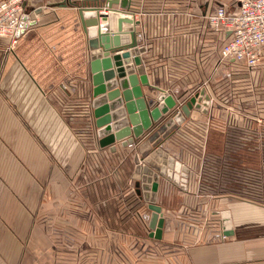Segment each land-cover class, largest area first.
<instances>
[{
	"label": "crops",
	"instance_id": "1",
	"mask_svg": "<svg viewBox=\"0 0 264 264\" xmlns=\"http://www.w3.org/2000/svg\"><path fill=\"white\" fill-rule=\"evenodd\" d=\"M106 1L26 0L29 19L18 40L0 36V264H264L259 173L250 169L248 194L225 193L212 148L227 138L209 128L212 117H221L254 131L243 143L249 157L259 159L264 65L244 78L236 68L243 63L220 60L228 33L206 20L220 0H129L127 9L113 4L107 27L100 18L102 30L118 32L120 17L133 19L123 29L134 27L137 46L110 57L139 54L148 78L141 83L142 105L133 100L137 125L142 108L150 118L164 105L160 95L176 103L134 143L123 145L125 138L103 146L92 104L96 48L79 3L97 4L104 13ZM237 74L236 80L249 81V110L238 101ZM202 89L211 104L203 98L202 109L194 107L160 145L189 176L186 187L161 176L156 203L163 223L156 235L151 201L137 186L139 146ZM84 99L91 100L88 110Z\"/></svg>",
	"mask_w": 264,
	"mask_h": 264
},
{
	"label": "water",
	"instance_id": "2",
	"mask_svg": "<svg viewBox=\"0 0 264 264\" xmlns=\"http://www.w3.org/2000/svg\"><path fill=\"white\" fill-rule=\"evenodd\" d=\"M120 4L122 8L127 9L129 0H107L105 8L114 10L113 4ZM80 17L84 29L88 32L90 42L96 51L93 53L92 79L94 84L93 89V114L95 117V125L98 129L100 144L113 145L119 140L128 138L127 141H122L123 145L132 144L135 138L140 137L144 131L148 130L153 122L156 121L162 114L168 113L175 105V101L171 96L164 97L160 95L158 99L164 100V105L158 106V109L149 113L142 108V116H144L143 124L137 125V116L134 113L135 105L134 98H137L142 105V84H148V78L145 74V69L142 64V57L135 54L131 57L130 53L115 54L110 57L111 52L121 51L137 46L134 37V27L130 26L123 29V23L128 22L133 24V19L120 17L118 20V32L103 31L100 18L104 21L108 20L109 15L100 13L99 6L82 5L80 4ZM28 15H24L21 22L22 29L27 26ZM31 24L34 21L30 22ZM131 35V43H127V34ZM101 55L103 57H101ZM133 61L135 67L130 64ZM124 63L127 66H124ZM202 89L200 93L193 95L180 107L175 115L170 116L160 127L157 128L148 138L139 146L142 159L139 155L136 156L137 172L142 174V179L138 182L139 190L142 188L143 195L146 200L151 201L150 208L152 215L150 226L155 230L156 235H160L162 229L161 224L163 219H160L162 207L156 203L157 190L161 176H165L176 183H185L189 176V168L177 160L175 157L164 151L160 146L163 139L166 138L185 117H188L191 110L203 107L201 101L206 99V106L209 104L210 97ZM207 112V107H204ZM127 123L137 125L131 128ZM133 134V136H132ZM115 149V146H112ZM143 162V165H142ZM160 225L157 227V225ZM228 234L232 231H227Z\"/></svg>",
	"mask_w": 264,
	"mask_h": 264
},
{
	"label": "built area",
	"instance_id": "3",
	"mask_svg": "<svg viewBox=\"0 0 264 264\" xmlns=\"http://www.w3.org/2000/svg\"><path fill=\"white\" fill-rule=\"evenodd\" d=\"M26 0H0V36L9 37L14 44L19 36L22 18L27 15ZM109 15L111 10L103 8ZM206 20L215 31L228 33L226 41L219 50L220 60L243 63L250 69L264 65V0H222L214 10L207 14ZM211 130L221 131L226 143L215 148V157L220 164L219 173L226 187L225 193H242L246 189V173L249 152L243 143L246 136L253 134L249 128L221 117H212ZM235 143L232 147L230 143ZM233 150H235L233 152ZM233 152L234 175L227 171L226 155ZM260 164L262 187L264 191V148ZM250 159V158H249Z\"/></svg>",
	"mask_w": 264,
	"mask_h": 264
},
{
	"label": "rangeland",
	"instance_id": "4",
	"mask_svg": "<svg viewBox=\"0 0 264 264\" xmlns=\"http://www.w3.org/2000/svg\"><path fill=\"white\" fill-rule=\"evenodd\" d=\"M220 1H222V0H220ZM214 7V6H213ZM246 67V66H245ZM243 67V66H240V67H236L237 69H239V72H240V74L242 75V77H244V78H248L249 77V73H250V71L251 70H254V69H250V68H248V67ZM222 69L223 70H226V74L228 75V74H230L231 72H232V70H231V66L229 65V64H225V65H222ZM237 69H234V70H237ZM257 68H255V70H256ZM240 74H237L238 76L236 77H234V80H236V78L238 79V77H240ZM247 75V76H246ZM229 78H230V76H228ZM232 79H233V77H231ZM240 82H242V84L240 85V84H238V83H240ZM236 87H237V91H240L239 90V87H241V89H242V94H239V98L240 99H238V101L240 102V105L242 106V107H244V108H247L248 110H249V106H250V85H249V81H239V80H236ZM223 89H224V87H222L221 88V91H223ZM230 94V93H229ZM237 97V98H238ZM90 102H91V100H87V99H84V101H83V109L85 110H88L89 108H90ZM209 103L211 104V102L209 101ZM228 105V104H227ZM233 106V109H234V105H232ZM209 108V107H208ZM91 112L90 113H88V115H87V117L86 118H88V121L91 123L92 122V118H91ZM95 127H94V131H95ZM218 131V130H217ZM230 145L232 146V147H235L236 145H235V143H233V142H231L230 143ZM245 145V144H244ZM221 146V145H220ZM246 146V145H245ZM217 147H219L218 145H216L215 147H213L212 148V152L213 153H215V148H217ZM247 147V146H246ZM262 148H264V145H262L261 146V150H262ZM247 150H248V152H250V150H249V147H247ZM235 150H233V152H234ZM233 152H231V153H229V154H227L226 155V161H227V164H228V166H229V164H231V166H229L230 167V169H228V171H227V173H228V175L229 176H233L234 175V168H235V165H234V158H233V156H234V154H233ZM260 157L261 156H259V159L257 160V161H254L253 159H251L250 157V159L248 158V164H250L249 166H248V169H247V173H246V180H247V187H246V189H243V191H242V193H228V194H231V195H236V196H243V195H245V194H248L249 193V189H248V178H249V171H250V169L252 168V167H254V166H256V170L258 171V173H259V176H260V179H261V186H260V188L262 187V177H261V170H260V164H261V162L263 161V160H261L260 159ZM262 158V157H261ZM257 164V165H256ZM260 188H259V191H260V193H263L264 194V191L263 190H260ZM56 227H58V225H56L55 226V228ZM55 231H56V229H55Z\"/></svg>",
	"mask_w": 264,
	"mask_h": 264
},
{
	"label": "bare ground",
	"instance_id": "5",
	"mask_svg": "<svg viewBox=\"0 0 264 264\" xmlns=\"http://www.w3.org/2000/svg\"><path fill=\"white\" fill-rule=\"evenodd\" d=\"M108 23H109L108 21H104V22H103V26H104V27H107V26H108V25H107Z\"/></svg>",
	"mask_w": 264,
	"mask_h": 264
}]
</instances>
